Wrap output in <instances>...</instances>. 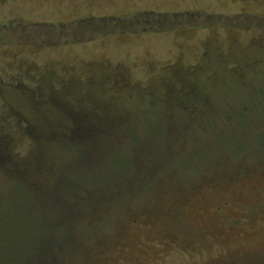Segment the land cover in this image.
I'll return each instance as SVG.
<instances>
[{
  "label": "rangeland",
  "instance_id": "obj_1",
  "mask_svg": "<svg viewBox=\"0 0 264 264\" xmlns=\"http://www.w3.org/2000/svg\"><path fill=\"white\" fill-rule=\"evenodd\" d=\"M0 264H264V0H0Z\"/></svg>",
  "mask_w": 264,
  "mask_h": 264
},
{
  "label": "trees",
  "instance_id": "obj_2",
  "mask_svg": "<svg viewBox=\"0 0 264 264\" xmlns=\"http://www.w3.org/2000/svg\"><path fill=\"white\" fill-rule=\"evenodd\" d=\"M79 21H80L79 23L87 25V28L84 27L83 35L92 36L93 38L99 34H108V33L117 32V31L136 29L137 27L141 25L142 26L146 24L150 25L152 22V21L150 22L149 19L140 21L138 18L133 19L132 22H125L124 18H117V17H106V18L92 17V18L81 19ZM79 39H81V37ZM60 250L61 248L60 249L58 248L57 250L54 248L52 249L55 259H56V256L57 257L59 256Z\"/></svg>",
  "mask_w": 264,
  "mask_h": 264
}]
</instances>
